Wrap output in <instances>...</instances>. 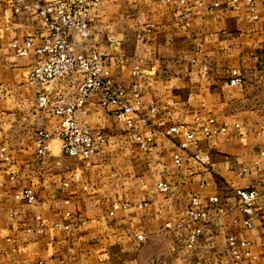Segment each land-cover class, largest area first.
Returning a JSON list of instances; mask_svg holds the SVG:
<instances>
[{"label": "crops", "instance_id": "obj_1", "mask_svg": "<svg viewBox=\"0 0 264 264\" xmlns=\"http://www.w3.org/2000/svg\"><path fill=\"white\" fill-rule=\"evenodd\" d=\"M90 28L87 39L73 34L72 49L108 56L115 80L124 84L137 66L140 112L148 119L134 112L130 126L96 94L78 119L101 126L113 142L84 159L66 156L53 138L51 153L40 160L38 131L54 133L58 118L39 110L38 95L48 88L70 102L72 88L30 80L38 56H17L12 44L27 29L41 32L36 45L42 44L46 21L34 8L16 12L11 0H0V148L10 156H0V264H264V0H101ZM233 68L242 73L241 84L228 83ZM151 104L157 112L148 111ZM210 118L223 130L205 137L200 129ZM174 125L196 138L164 133ZM138 134L153 137L147 148ZM194 154H208L210 163ZM162 181L169 192L159 188ZM26 188L36 194L32 203L17 198ZM238 188L259 191L262 213L251 229ZM194 196L207 221L189 216ZM196 226L203 232L191 247L187 237ZM231 234L249 242L243 252L251 255L232 257Z\"/></svg>", "mask_w": 264, "mask_h": 264}, {"label": "built area", "instance_id": "obj_2", "mask_svg": "<svg viewBox=\"0 0 264 264\" xmlns=\"http://www.w3.org/2000/svg\"><path fill=\"white\" fill-rule=\"evenodd\" d=\"M11 1L16 12L23 9H36L47 24V34L43 36L42 44L36 45L37 36L41 32L34 29H27L23 41H14L12 44L17 56H27L31 51H34L38 56L30 72V80L44 85H50L57 81L58 84H68L72 88L69 93L72 98L70 102L63 101L62 93L55 95L48 88H44L38 95L39 110L58 118L54 133H50L46 129L38 131L36 147L40 160L51 153V140L53 138L60 140L62 152L66 156L84 159L90 158L103 144L113 142V139L105 133L101 126H92L88 122H80L78 119L79 112H86V101L96 94L99 96L101 106H116V116L119 119H127L130 126H134L133 119L130 117L134 112H139L143 119H148L146 111L140 112L142 88L137 80V66L132 70V78L129 84L117 82L113 75L112 61L108 56L99 51L75 52L71 47L74 33H77L82 39L90 37L92 10L100 4L101 0H37L36 5L27 3V0ZM186 1L175 0V2L183 4ZM218 5L219 3H215L211 9ZM252 10L254 12V9ZM145 30L147 32L152 31L150 27ZM138 37H142V32L138 33ZM118 65L120 69L125 68L123 60L118 61ZM207 69L208 67L204 66V70ZM243 79L239 69H231L229 84H241ZM158 109L157 105L151 104L148 111L154 113ZM165 110H167L166 107ZM197 119L200 122V119ZM214 122L215 120L210 118L201 127L203 136H210L223 130V128L214 126ZM181 131L184 132L188 140L196 138L194 131L186 129L184 125H174L164 133L171 135ZM136 138L143 148H147L153 140L152 136L144 138L140 134ZM183 146L187 147V143H184ZM6 152L7 147L0 148V156L9 160L10 156ZM193 157L203 165L210 163L208 154H194ZM182 161V155L177 154L175 162L181 164ZM247 170V168H243L244 173ZM158 186L163 191H170V185L166 182L162 181ZM236 194L241 201L242 212L245 214L243 222L247 228L251 229L254 227V218L260 217L262 213V207L256 204L259 191L256 188H238ZM17 198L32 203L36 199V194L32 189L26 188L17 195ZM210 200L218 202L219 197L213 196ZM118 207L119 205L115 204L110 213L113 214ZM188 214L194 222L207 221L209 215L208 211L202 208L198 196L192 197ZM67 216H70V213H67ZM58 225L64 226L66 229H73L77 223L59 222ZM168 226H170L169 223ZM202 232L203 228L196 226L188 235L187 242L191 247L197 243ZM138 238L143 240L144 235L139 234ZM227 240L229 251L235 260L241 259L243 255H251L247 249L243 252V248L249 244L248 241L240 240L234 234L229 235ZM38 264L51 263L41 259Z\"/></svg>", "mask_w": 264, "mask_h": 264}]
</instances>
